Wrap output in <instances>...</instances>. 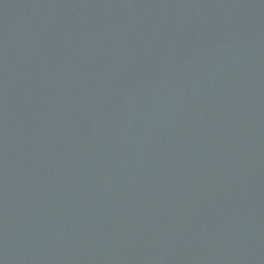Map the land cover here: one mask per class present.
Here are the masks:
<instances>
[{"label":"water","instance_id":"obj_1","mask_svg":"<svg viewBox=\"0 0 264 264\" xmlns=\"http://www.w3.org/2000/svg\"><path fill=\"white\" fill-rule=\"evenodd\" d=\"M0 264H264V0H0Z\"/></svg>","mask_w":264,"mask_h":264}]
</instances>
